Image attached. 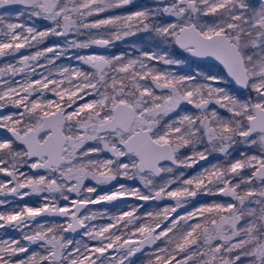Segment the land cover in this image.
<instances>
[{"label": "snow or ice", "instance_id": "snow-or-ice-1", "mask_svg": "<svg viewBox=\"0 0 264 264\" xmlns=\"http://www.w3.org/2000/svg\"><path fill=\"white\" fill-rule=\"evenodd\" d=\"M132 3L0 0V57L37 48L0 67V110L16 109L0 114L11 134L0 139V229L21 233L0 238V264H134L146 248L147 264H264V0H161L101 16ZM25 16L49 24L40 30ZM140 32L164 50H95ZM52 36L64 43L38 48ZM70 49L93 50L75 56L79 66L58 67ZM183 53L207 71L168 70L187 61ZM224 70L231 89L219 86ZM215 153L224 161L210 162ZM200 161L207 166L186 177ZM102 185L112 188L94 197ZM33 195L39 206L7 199ZM198 196L230 199L188 211ZM126 197L174 203L143 216L142 205L89 210ZM46 216L64 222H36ZM104 216L109 223H93Z\"/></svg>", "mask_w": 264, "mask_h": 264}, {"label": "rangeland", "instance_id": "rangeland-1", "mask_svg": "<svg viewBox=\"0 0 264 264\" xmlns=\"http://www.w3.org/2000/svg\"><path fill=\"white\" fill-rule=\"evenodd\" d=\"M161 1L160 0H133V3L130 4L132 6V8L130 7V9H114L111 10L109 13L106 14H101V16L104 15H109V14H121V13H125V12H130V11H137V10H141L144 8H152L155 7L157 4H159ZM19 7V6H17ZM13 15H15L13 13ZM25 21H27L29 24L34 25L35 27H37L40 30H43V28L45 26H47L49 24L48 21L46 20H41V19H32V20H28V17L25 16L23 18ZM141 33H143L142 36ZM139 35L137 34L135 37L136 38H132L127 37L126 39L122 40V41H117L114 43V45H112L111 47L108 48H99V49H95L97 52H101L103 54L106 55H117L121 52L126 53V54H130L133 57L138 56L139 52L136 50L137 48L142 49L144 51H160L162 52L164 50V46H158V41L157 39L153 36H151L150 34L141 32ZM53 43H60L61 45L64 43L63 38L60 37H48L43 43H41L40 45H38V48H43V47H48ZM135 46V47H133ZM37 48H32L31 50H29L30 52L25 51L24 49L21 50L20 53L16 54V56L13 59H7L3 62L2 65H0V67H3L5 64L8 63H13L15 64L16 61L19 59L20 55H27L25 54V52H27L28 54H30L31 52L36 51ZM93 49H70L67 54L62 57L61 59L57 60V66H79V62L75 59L76 55H84V54H88L92 51ZM167 50L172 53L173 55H178V53L174 52L171 48V46L167 47ZM185 57H187L186 53L183 54ZM8 58V57H6ZM41 63H44L43 60L40 61ZM153 64H155L156 62L153 61ZM19 66V65H17ZM157 67H160L161 69H165L168 68V66H165L163 64H157ZM168 70H175L181 74H195L197 71H202V68L196 64L195 62L189 61L187 59V61L183 64H181L180 66H172L171 68H168ZM214 71H219V69L216 67H214L213 69ZM38 72L40 71H44L42 69H37ZM226 77V75H225ZM34 78H38V77H34ZM15 80H22L23 79V75H17L16 77H14ZM220 87H227L229 89L233 88V86L230 83V80L226 77V79L221 82V84L219 85ZM254 95V94H253ZM50 96V94H49ZM16 109L12 108L11 106H9L8 109L3 110L0 114H8V112L11 111H15ZM222 115H229L228 113H226L224 110H220ZM5 138L0 136V139ZM239 151L243 152V151H248L249 154H255L258 150L255 148H252L251 150H249L247 148V146L244 145H240L238 146ZM237 152H233V156H236ZM225 159V157H223L221 154L219 153H215L213 154V156L209 157V161L212 163L217 162V160H219L220 162H223ZM207 166V162H204L202 164H196L194 165L192 168L184 170L185 171V175L187 176H191L196 174L197 172L201 171L203 167ZM23 171H29L28 168H23ZM5 177L3 176V174H0V179H4ZM120 183H124L130 187H140L142 191H146L145 189H143V186L140 184V182L138 180L136 181H130V180H124L121 179L119 181ZM86 183H94V182H86ZM173 187H175V185H173ZM112 187H107L106 185H102L100 186V188L97 190L96 194H93V196L95 197V195L97 194H103L106 191H110ZM73 198H75V194H71ZM34 196V195H33ZM31 197V196H30ZM30 197H25L23 201H21V205L23 203H28L31 206H39V204L41 203V197L39 196H35L34 198L32 197L33 200H28ZM5 197L0 196V199H4ZM134 198V197H133ZM8 200H14L16 201V199H14V197L12 196H8L7 197ZM213 200H217L220 202H224L228 199L226 198H222L221 196H198L195 198L194 201H190L188 204L185 205V208L188 211H191L192 208L194 206H199L200 203H210ZM138 202H140V204H134V201H127V202H123L121 204H118L116 206H104V205H91L89 206V210L90 211H100L103 212L105 209H107V211L110 214H117L119 211H127L129 210V206H140V205H145V201H140L137 200ZM136 201V202H137ZM17 203V202H16ZM174 201L169 200V199H165V200H160V201H153V205L152 206H148V207H141L140 208V212L139 214L141 216H143V214L147 211H154L158 208H162L164 207L166 204H173ZM64 202L61 201V206H63ZM7 210L6 206L5 207H0V211H5ZM49 223L52 222H56V223H63L64 222V218L60 219V220H47ZM43 222V221H41ZM41 222H37V223H41ZM110 220L107 216L98 218L97 220L93 221V223L97 224V225H104L109 223ZM21 235L20 232L11 229V228H6V229H0V238H8L13 237V238H19ZM69 236V238H73V239H81V235H78L76 237H72L69 234H66ZM94 243V242H92ZM160 244V246H163V244L161 242H158ZM32 250L35 251L37 250V246L36 245H32ZM152 249L146 250L144 252H142L139 256L137 257H133V262L134 264H147V260L149 258L148 253L151 252Z\"/></svg>", "mask_w": 264, "mask_h": 264}, {"label": "water", "instance_id": "water-1", "mask_svg": "<svg viewBox=\"0 0 264 264\" xmlns=\"http://www.w3.org/2000/svg\"><path fill=\"white\" fill-rule=\"evenodd\" d=\"M161 1V0H160ZM99 48H103V47H96L95 49H99ZM191 59L193 60H196V61H200L199 58H196V57H191ZM214 64L220 66L222 69H223V66L222 65H219V62H213ZM225 72V75H226V70H224ZM229 79V78H228ZM230 80V79H229ZM231 83V82H230ZM231 85L234 87V85L231 83ZM3 110H0V113L2 112ZM0 136L2 137H5V138H8L11 136L10 133H8L6 130L4 129H0ZM205 161H200L199 164H202L204 163ZM116 182H113V185H115ZM108 188L109 187H112V186H109V185H106ZM223 197V196H221ZM223 198H226V199H230V198H227V197H223ZM129 199V197H126L124 198L122 201H117V202H101L99 204H96V205H104V206H116L118 204H121L125 201H127ZM91 206V205H90ZM60 219H63L62 217H57V216H46V217H37V220L36 222H41V221H44V220H60ZM6 229V228H5ZM69 235H71L72 237H76L78 236L79 234H75V233H69ZM146 250H149V248H146L144 251ZM139 253H137L138 255ZM136 255V256H137Z\"/></svg>", "mask_w": 264, "mask_h": 264}, {"label": "trees", "instance_id": "trees-1", "mask_svg": "<svg viewBox=\"0 0 264 264\" xmlns=\"http://www.w3.org/2000/svg\"><path fill=\"white\" fill-rule=\"evenodd\" d=\"M130 7L132 8V6L130 5ZM130 7H129V5H127V6H125V8L126 9H130ZM124 8V9H125ZM141 33V32H140ZM140 33H137L138 35L140 34ZM143 35V33H141V35L140 36H142ZM151 36H153L154 34H150ZM133 38V37H132ZM134 38H136V37H134ZM171 48H172V50H173V47L171 46ZM25 51H27V52H30L29 50H31V49H28V48H26V49H24ZM183 50H179V52H182ZM27 52H25V54H28ZM176 53H178V52H176ZM183 54H185V53H183ZM186 55H187V57H188V60L189 61H192V59L190 58V56H188V54L186 53ZM16 55H14V56H6V57H8V58H6V57H0V65H2L3 64V62L5 61V60H7V59H13L14 57H15ZM201 68H202V71H207V69H208V64L207 63H204V62H199V63H197ZM219 70H222V68L221 67H217ZM29 171H31L30 169H29ZM32 197L34 198L35 197V195L34 196H31L28 200H33L32 199ZM14 199H16V201L15 202H17V203H21V200H19V198H17V197H14ZM134 204H140V202L138 203V202H135ZM153 205V201H145V205H143V207H148V206H152Z\"/></svg>", "mask_w": 264, "mask_h": 264}, {"label": "flooded vegetation", "instance_id": "flooded-vegetation-1", "mask_svg": "<svg viewBox=\"0 0 264 264\" xmlns=\"http://www.w3.org/2000/svg\"><path fill=\"white\" fill-rule=\"evenodd\" d=\"M190 58H191V57H190ZM192 62H195V63L197 64V63H199V62H201V61H196V60H193V59H192ZM214 65H216V64H214ZM217 67H220V66L217 65ZM222 198H223V197H222ZM127 201H131V202L134 201V202H136L137 199H136V198H133V197H129V199H128ZM127 201H125V202H127ZM137 202H138V201H137ZM138 203H139V202H138ZM143 252H144V251H143ZM141 253H142V252H141ZM141 253H139L137 256H139ZM137 256H136V257H137Z\"/></svg>", "mask_w": 264, "mask_h": 264}]
</instances>
